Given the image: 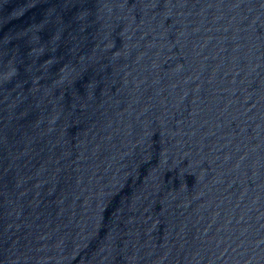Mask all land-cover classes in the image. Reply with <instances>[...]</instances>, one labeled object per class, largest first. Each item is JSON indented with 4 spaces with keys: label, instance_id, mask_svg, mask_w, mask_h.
<instances>
[{
    "label": "water",
    "instance_id": "obj_1",
    "mask_svg": "<svg viewBox=\"0 0 264 264\" xmlns=\"http://www.w3.org/2000/svg\"><path fill=\"white\" fill-rule=\"evenodd\" d=\"M0 264H264V0H0Z\"/></svg>",
    "mask_w": 264,
    "mask_h": 264
}]
</instances>
